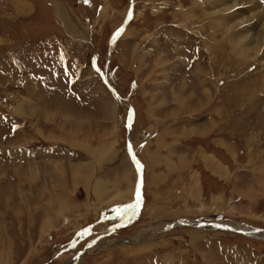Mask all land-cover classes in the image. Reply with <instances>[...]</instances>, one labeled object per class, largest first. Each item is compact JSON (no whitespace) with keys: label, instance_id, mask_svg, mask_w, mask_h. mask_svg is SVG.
<instances>
[{"label":"rangeland","instance_id":"rangeland-1","mask_svg":"<svg viewBox=\"0 0 264 264\" xmlns=\"http://www.w3.org/2000/svg\"><path fill=\"white\" fill-rule=\"evenodd\" d=\"M263 8L0 0V264H264Z\"/></svg>","mask_w":264,"mask_h":264},{"label":"bare ground","instance_id":"bare-ground-1","mask_svg":"<svg viewBox=\"0 0 264 264\" xmlns=\"http://www.w3.org/2000/svg\"><path fill=\"white\" fill-rule=\"evenodd\" d=\"M220 1V0H219ZM203 2V1H202ZM219 3V2H217ZM220 5V4H219ZM228 5H232V1H229V4ZM208 6V5H207ZM221 6H224V5H221ZM237 6V5H236ZM235 6V7H236ZM222 8V7H221ZM226 8V7H225ZM219 9V7H218ZM217 10V9H216ZM234 10V9H233ZM256 10V9H255ZM194 11V10H193ZM207 11V10H206ZM209 11V10H208ZM214 12V11H213ZM218 13V12H217ZM220 13V12H219ZM225 14V12L223 13ZM230 14V13H229ZM249 14V13H248ZM60 15L63 17L66 16L62 11H60ZM65 15V16H64ZM222 15V13H221ZM219 15H217L218 17ZM225 16V15H224ZM230 16V15H229ZM61 17V18H62ZM206 17V16H205ZM208 17V16H207ZM237 19H239L238 21H236L239 25L243 26V28L245 26H249L250 22H254L252 26H250V30H242L240 32V35L237 36L236 40H235V45L238 49H240L239 51H241L242 53V56L243 58L244 57H251V55L253 54L252 52H255V51H258L261 47V45L263 44L264 42V8L259 10L258 12V15L254 16L252 14L250 15H245L243 18H241L240 15H236L235 16ZM230 18V17H229ZM210 19V17H209ZM208 19V20H209ZM215 19V18H213ZM228 20V19H227ZM219 21V20H218ZM214 24V23H213ZM212 24V25H213ZM220 25V24H219ZM228 25V24H227ZM226 25V27H227ZM261 26V30H262V33H259L258 35L255 34V30L256 28H259ZM222 27V26H221ZM225 27V26H224ZM232 28V27H231ZM238 28V27H237ZM239 29V28H238ZM241 29V28H240ZM224 30V29H223ZM219 32V31H218ZM231 32V31H229ZM254 33V34H253ZM214 34V33H213ZM252 34V35H250ZM224 35V34H222ZM230 36V35H229ZM226 38V36H225ZM230 39V38H229ZM215 40V38H214ZM230 41V40H229ZM255 41V44H253L252 42ZM234 47V46H233ZM237 51V52H239ZM252 51V52H251ZM234 52V51H233ZM259 52V51H258ZM236 53V52H235ZM238 54V53H237ZM141 58V57H140ZM246 60H250L249 58L246 59ZM252 61V60H251ZM135 111V110H134ZM90 153V152H89ZM102 154V153H101ZM92 155V154H91ZM93 156V155H92ZM103 156V155H102ZM96 160V159H95ZM129 161V160H128ZM91 162H92V158H91ZM97 162V161H96ZM94 163V162H93ZM97 163H95L94 165H96ZM81 165V164H79ZM86 165V164H85ZM77 166V165H76ZM87 166V165H86ZM76 168V167H75ZM94 168V167H93ZM77 169V168H76ZM78 169H82L80 172L83 171V168L82 167H78ZM125 168L122 169V171H124ZM72 170V169H71ZM79 171H77V173H80ZM58 173V172H57ZM74 173V172H73ZM123 175L120 173H115V181L119 184H123V183H126V180H127V183H128V179H129V174H128V170H126V173L122 172ZM64 175V174H63ZM74 175V174H73ZM81 175V174H80ZM80 175H77V180H76V184L77 185H82V187L88 192V194L93 195L94 193L96 194H100V195H104V192L102 189H104L102 187L103 183H96L95 181L92 182L93 180V177L90 178L91 181H87V175L86 176H80ZM58 176V175H57ZM72 179V178H71ZM74 179V178H73ZM75 180V179H74ZM73 183L75 184V182L73 181ZM75 184V185H76ZM130 185V183H129ZM99 189L101 190L99 192ZM128 190L130 189V186L127 188ZM105 190V189H104ZM131 190V189H130ZM129 190V191H130ZM103 192V193H102ZM92 193V194H91ZM125 194V193H124ZM121 197L123 196L122 194L120 195ZM119 197V195H118ZM125 197V196H124ZM54 202V201H53ZM56 205V204H55ZM58 206V205H57ZM49 207V206H48ZM61 207V206H60ZM52 210V209H51ZM62 210V209H61ZM236 230H239V231H245L247 233V235H250L252 236V238H255L251 233H252V230L250 232H248L247 230H240V228H235ZM81 255V254H80ZM76 259V258H75ZM74 259V260H75Z\"/></svg>","mask_w":264,"mask_h":264},{"label":"crops","instance_id":"crops-1","mask_svg":"<svg viewBox=\"0 0 264 264\" xmlns=\"http://www.w3.org/2000/svg\"><path fill=\"white\" fill-rule=\"evenodd\" d=\"M139 68H140V66H139ZM139 68H137V69H139ZM151 114H152V113H150V115H151ZM197 134H205V133H200V132H198ZM171 165H172V164L169 163V164L167 165L168 168L171 167ZM207 169H208V168H207ZM217 169H218V167H217ZM123 185H126L127 188L129 187V186H128V183H123V184L121 185V187H122ZM121 187H120V188H121ZM130 197L132 198V196H130Z\"/></svg>","mask_w":264,"mask_h":264},{"label":"water","instance_id":"water-1","mask_svg":"<svg viewBox=\"0 0 264 264\" xmlns=\"http://www.w3.org/2000/svg\"><path fill=\"white\" fill-rule=\"evenodd\" d=\"M172 225H174V224L172 223ZM240 233H242V234H244V235H246V234H247L246 232H240Z\"/></svg>","mask_w":264,"mask_h":264},{"label":"snow or ice","instance_id":"snow-or-ice-1","mask_svg":"<svg viewBox=\"0 0 264 264\" xmlns=\"http://www.w3.org/2000/svg\"><path fill=\"white\" fill-rule=\"evenodd\" d=\"M137 195H139V193H137Z\"/></svg>","mask_w":264,"mask_h":264}]
</instances>
